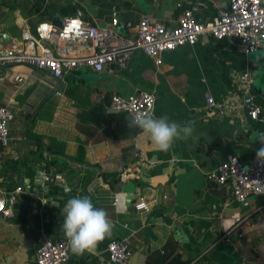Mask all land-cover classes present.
Returning a JSON list of instances; mask_svg holds the SVG:
<instances>
[{
  "label": "crops",
  "instance_id": "crops-1",
  "mask_svg": "<svg viewBox=\"0 0 264 264\" xmlns=\"http://www.w3.org/2000/svg\"><path fill=\"white\" fill-rule=\"evenodd\" d=\"M226 7L227 0H0V50L24 31L34 34L40 21L58 27L79 16L110 27L115 12L113 30L125 34L124 24L144 15L171 25L189 9L206 22ZM49 46L55 52L63 43L54 37ZM262 58L264 46L244 53L235 37L205 36L163 52L159 65L134 50L110 73L81 67L58 83L23 63L0 65V105L12 114L0 148V195L21 187L11 216H0V264H31L43 240H65L63 208L84 196L109 213L113 227L94 251L69 250L67 264H110L109 240L126 243L124 264H264V195L243 206L228 185L204 176L228 154L256 157L264 121L247 120L238 77L251 75L250 92L264 108ZM141 90L154 94L155 117L194 121L192 135L158 152L130 129L129 116L109 107V96ZM207 96L234 108L219 116L205 107ZM45 171L47 183L38 184L35 175ZM141 202L145 207L136 210Z\"/></svg>",
  "mask_w": 264,
  "mask_h": 264
},
{
  "label": "built area",
  "instance_id": "built-area-1",
  "mask_svg": "<svg viewBox=\"0 0 264 264\" xmlns=\"http://www.w3.org/2000/svg\"><path fill=\"white\" fill-rule=\"evenodd\" d=\"M116 24L115 12L111 13L110 27H100L79 16L65 17L58 27L40 21L35 25L34 34L24 31L19 42L0 50V65L23 63L45 70L56 79L81 67L110 73L111 65L124 66L134 50H140L154 65H159L163 52L181 45H193L199 37L205 36L215 40L235 37L241 50L251 53L264 46V0H227V7L206 22H198L189 9H182L171 25L144 15L134 24L126 22L124 26L128 32L122 34L113 30ZM54 37L63 43V48L55 52L49 46ZM69 47L73 48V54H68ZM11 77L15 81L21 79L18 75ZM238 82L242 94L247 96L241 104L247 120L264 121V108L255 102L250 92L251 75L243 72ZM204 103L207 109L219 116L234 108L233 102L228 100L223 106H217L209 96ZM153 104L154 94L144 90L125 97L117 94L109 96V107L122 110L129 117L134 113H151ZM11 119L10 110L0 105V148L8 142V122ZM204 176L218 185H228L234 200L243 206L247 205L249 198L264 195V162L257 161L256 157L241 160L228 154ZM20 191L21 187L17 186L0 195L1 217L11 216L12 205ZM144 207L142 202L134 205L136 210ZM105 251L110 264H124L130 255L123 240H109ZM68 258L69 249L65 240L45 239L36 250L31 264H67Z\"/></svg>",
  "mask_w": 264,
  "mask_h": 264
},
{
  "label": "clouds",
  "instance_id": "clouds-1",
  "mask_svg": "<svg viewBox=\"0 0 264 264\" xmlns=\"http://www.w3.org/2000/svg\"><path fill=\"white\" fill-rule=\"evenodd\" d=\"M255 62L258 60L255 59ZM127 122L130 129H139V134L158 152L169 151L175 141L186 140L194 131V121H169L166 116L157 118L149 112L131 114ZM257 140L261 146L256 151V158L264 162V134ZM63 212L60 231L73 255L94 251L101 241L111 235L113 224L109 213L95 207L86 196L68 199Z\"/></svg>",
  "mask_w": 264,
  "mask_h": 264
},
{
  "label": "water",
  "instance_id": "water-1",
  "mask_svg": "<svg viewBox=\"0 0 264 264\" xmlns=\"http://www.w3.org/2000/svg\"><path fill=\"white\" fill-rule=\"evenodd\" d=\"M53 79L56 83H58V79H56V78H53ZM245 98L247 99V96H245ZM45 174L49 175V172H46V171L45 172H39L35 175L38 179V182H37L38 184H46L47 183V180L45 178L48 176Z\"/></svg>",
  "mask_w": 264,
  "mask_h": 264
}]
</instances>
